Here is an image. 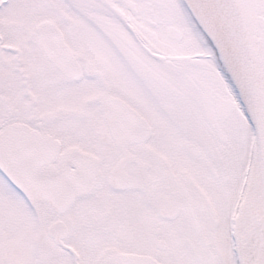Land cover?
Instances as JSON below:
<instances>
[{
	"label": "snow or ice",
	"instance_id": "snow-or-ice-1",
	"mask_svg": "<svg viewBox=\"0 0 264 264\" xmlns=\"http://www.w3.org/2000/svg\"><path fill=\"white\" fill-rule=\"evenodd\" d=\"M0 264H264V0H0Z\"/></svg>",
	"mask_w": 264,
	"mask_h": 264
}]
</instances>
